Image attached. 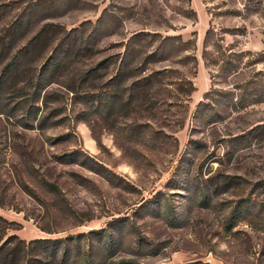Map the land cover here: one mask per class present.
<instances>
[{"label": "rangeland", "instance_id": "1", "mask_svg": "<svg viewBox=\"0 0 264 264\" xmlns=\"http://www.w3.org/2000/svg\"><path fill=\"white\" fill-rule=\"evenodd\" d=\"M133 35L157 40L142 59L161 38L196 48L118 83ZM0 37V72L17 56L0 87V246L105 229L108 250L81 238L96 264H264V102L242 94L264 72V0H0Z\"/></svg>", "mask_w": 264, "mask_h": 264}, {"label": "trees", "instance_id": "2", "mask_svg": "<svg viewBox=\"0 0 264 264\" xmlns=\"http://www.w3.org/2000/svg\"><path fill=\"white\" fill-rule=\"evenodd\" d=\"M187 3H190V0H186ZM193 16H196L194 11H192ZM212 32L208 31L206 33V39L204 43V50L202 57L205 61L209 59L211 62L216 65L217 60L212 57V53L208 50L209 40ZM148 38V39H147ZM147 38H141L139 35H133L125 45L124 52L122 57L119 60L117 71H116V81L118 83L123 82L126 78H132L136 76L138 71L140 70V66L148 60L155 57L162 58L166 53L167 48L172 47L176 52H188L192 51L196 48V45L192 41H184L180 36L177 37H166L161 38L159 40V48L153 52L152 54L147 55L145 58H141L142 52L138 50L136 47L142 41L147 42H156L154 40L153 35H148ZM13 48L11 43H8L5 38L0 37V59L3 56H6ZM162 52V54H161ZM15 58H13L5 67H3L0 72V87L5 78H8L16 73L15 71ZM142 59L139 66L137 63ZM185 60H191L195 65L197 63V58L195 55H187L184 57ZM51 64V68H55L56 64L54 62H49ZM53 65V66H52ZM46 65L40 69V74L35 81H33V90L29 88V86H23L19 89L21 96H26V99L29 101L36 100L39 90L44 86V77L46 75ZM43 73V74H42ZM34 79V78H33ZM157 80V76L153 75L150 77L143 78L134 83V85L145 86V84H155ZM181 85H188V93L194 90V85L190 80L182 79ZM243 95L250 96L251 101L250 104H257L264 102V72H260L256 74L250 81L246 82L242 87ZM210 95L209 93L207 94ZM208 98V97H207ZM234 102V101H233ZM237 103L233 104V107L237 109H242L246 107V98L240 97L235 101ZM200 104V109L201 110ZM57 192L58 189L53 187ZM228 225L232 223V218L228 221ZM95 234L98 237L105 238V247L107 250L109 234L105 229L100 231H94L89 233L88 235ZM89 236L86 235H77V236H69L66 238L59 239H45V240H34L26 244L24 241L18 239L17 237H10L3 245L0 246V264H20L22 261L23 264H96L93 261L92 249L89 244H87L86 249L83 246V240L81 238H85V242H89ZM12 246V247H10ZM75 252L74 258L72 257V253ZM32 254H41L48 256L49 261L45 262L40 259L32 257ZM117 264H127L126 262H119Z\"/></svg>", "mask_w": 264, "mask_h": 264}]
</instances>
